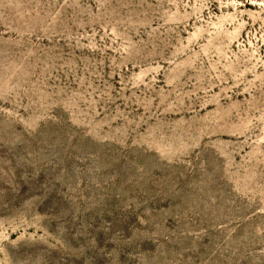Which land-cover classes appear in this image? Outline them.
Listing matches in <instances>:
<instances>
[{"label":"rangeland","instance_id":"obj_1","mask_svg":"<svg viewBox=\"0 0 264 264\" xmlns=\"http://www.w3.org/2000/svg\"><path fill=\"white\" fill-rule=\"evenodd\" d=\"M0 264H264V0H0Z\"/></svg>","mask_w":264,"mask_h":264}]
</instances>
